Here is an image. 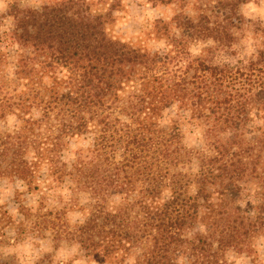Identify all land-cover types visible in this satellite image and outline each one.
<instances>
[{"label":"trees","instance_id":"16d2710c","mask_svg":"<svg viewBox=\"0 0 264 264\" xmlns=\"http://www.w3.org/2000/svg\"><path fill=\"white\" fill-rule=\"evenodd\" d=\"M2 1L0 120L16 127L0 128V177L38 192L26 234L48 229L56 245L114 264H222L227 250L256 253L264 25L239 11L247 0H199L189 11L179 0L169 21L148 28L163 41L157 49L143 45L147 36L133 44L113 34L126 0ZM248 34L253 47L239 56ZM172 104L200 148L187 150L175 120L162 123ZM73 139L90 141V160ZM192 159L194 172L178 169ZM68 208L82 220L67 224Z\"/></svg>","mask_w":264,"mask_h":264},{"label":"rangeland","instance_id":"374dc122","mask_svg":"<svg viewBox=\"0 0 264 264\" xmlns=\"http://www.w3.org/2000/svg\"><path fill=\"white\" fill-rule=\"evenodd\" d=\"M41 1L30 0L29 3L39 4ZM178 1L162 5L145 0H126V9L117 15L112 25L113 34L133 44H141V40L147 36L143 45L149 49L159 48L163 41L155 40L149 32L152 30L150 27L156 19L169 21L178 7ZM198 1L184 0L182 7L189 11L192 6H196ZM2 11L3 1L0 0V12ZM239 11L251 23L264 25V0H247L240 4ZM253 43L252 35L248 34L238 47L237 54L246 57ZM8 50L12 51L13 48H8ZM223 55L221 58L227 59V56ZM208 60L211 61L209 58ZM228 60L233 61L234 58L231 57ZM177 112L182 114V110L174 104L165 108L162 123L167 125L168 117L175 120L181 130V142L187 150L200 148L202 146L200 136L176 116ZM15 127L16 120L11 116L6 117V120H0L1 129L11 130ZM69 147L79 149L83 161L87 162L91 159L92 146L89 140L73 139ZM196 168L195 159L181 163L178 167L184 173H192ZM82 198L81 196L80 202H83ZM37 199L38 192L28 191L21 180L0 177V260L10 261L13 264H114L86 256L78 245L72 242L61 241L56 245L48 229H43L39 234H26L25 231H31V221L34 219V211L38 206ZM44 205L49 208L59 207L54 202H46ZM62 219L72 226L82 220V215L77 208H68ZM255 249L256 253L249 256L245 253L227 250L224 252L222 264H264V241L262 239L255 242ZM132 261L133 257L129 256L122 261V264H131Z\"/></svg>","mask_w":264,"mask_h":264}]
</instances>
